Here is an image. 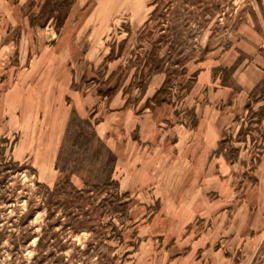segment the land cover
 Returning <instances> with one entry per match:
<instances>
[{
    "label": "rangeland",
    "instance_id": "rangeland-1",
    "mask_svg": "<svg viewBox=\"0 0 264 264\" xmlns=\"http://www.w3.org/2000/svg\"><path fill=\"white\" fill-rule=\"evenodd\" d=\"M152 1L0 0V264H264V0Z\"/></svg>",
    "mask_w": 264,
    "mask_h": 264
},
{
    "label": "trees",
    "instance_id": "trees-1",
    "mask_svg": "<svg viewBox=\"0 0 264 264\" xmlns=\"http://www.w3.org/2000/svg\"><path fill=\"white\" fill-rule=\"evenodd\" d=\"M56 1H57V3L54 5L55 6L54 9H56V7H58V8L61 9V11L60 12L59 11L57 12L56 10H54L52 8L51 14L46 18V21H44L43 23H40L41 26H43L45 23H47L48 20L54 19V17H55L59 21L62 20V25H61V27H62L64 25L66 19L69 16V13H70V10L72 8V5L75 3L76 0H56ZM151 5L157 6L158 3L156 2V0H153L151 2ZM157 12H158V8L156 7L153 10L150 19L146 21L143 29H146L148 27V25L150 24V21L152 20V17ZM165 15H166V13H165ZM57 28L59 29V27H57ZM172 47L173 48H176L174 45H172ZM178 60L176 61V65L177 66H180L181 61H178ZM160 62L161 61H158V60H156L153 57H151V59L150 58H147L145 60V63L150 64L151 67H153V65H155L156 66L155 68H158L160 66ZM164 88H165V84L163 85V87L160 88L159 92L162 91ZM257 88H258V85L256 86V88L254 90H256ZM262 108H264V107H262ZM67 134H68V132L66 133L65 138H66ZM66 147H68V144L67 145L64 144L62 146L61 152L63 151V153H64V151H66V149H67ZM105 151H106V153H108V156H109L108 161L107 162H105V160L102 161V169H101V171L99 173V176L98 177L96 176V178H95V180L93 182L85 179V187L83 189H78L77 187H75L72 184L70 174H68V175H66L65 183H63V184H65V186L70 185L73 191H78L79 193H82V194L83 193L90 194L91 192H93L92 189H94V188L103 190V188L106 189L109 186H111L112 184H117V181L115 182L114 181V178H113V170L115 168V161H116L115 160V157H114L113 153L109 149L105 148ZM104 158H106V155H104ZM72 160H73V162L78 163V159H72ZM62 162H66V161L63 158V156L62 157L59 156L58 162H57L58 167H59V164L62 163ZM109 165H111V167H110V169L107 170V167ZM64 170L70 172L71 174L75 172L72 167H71V169L70 168H66ZM117 188H118V184H117ZM118 192L115 193L114 198L116 200H114V203L126 206L129 203V201L128 200H125V198H123V197L121 198V195ZM101 201H102V203H104L105 201H107V199L105 197L104 198L102 197Z\"/></svg>",
    "mask_w": 264,
    "mask_h": 264
}]
</instances>
